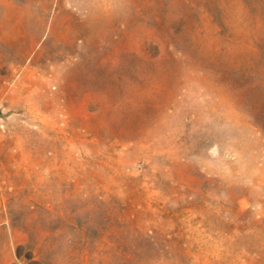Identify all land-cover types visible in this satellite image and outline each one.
<instances>
[{
  "label": "rangeland",
  "instance_id": "rangeland-1",
  "mask_svg": "<svg viewBox=\"0 0 264 264\" xmlns=\"http://www.w3.org/2000/svg\"><path fill=\"white\" fill-rule=\"evenodd\" d=\"M0 264H264V0H0Z\"/></svg>",
  "mask_w": 264,
  "mask_h": 264
}]
</instances>
